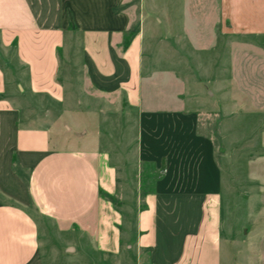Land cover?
Returning <instances> with one entry per match:
<instances>
[{"label":"crops","instance_id":"1","mask_svg":"<svg viewBox=\"0 0 264 264\" xmlns=\"http://www.w3.org/2000/svg\"><path fill=\"white\" fill-rule=\"evenodd\" d=\"M129 1L0 0V264H47L42 241L49 251L59 235L70 239L60 246L84 254L87 264H260L259 257L238 261L241 251L224 238L215 179L207 178L184 210L158 194H148L143 207L140 181L135 187L119 181L112 155L91 146L93 139L60 148L48 125L24 120L16 89L21 98L48 96L79 108L56 80L61 59L67 56L69 68L76 50L99 93L122 88L130 108L141 105L146 15L141 0L138 13ZM204 12L200 19L213 41L264 46V0H208ZM186 16L185 25L194 22ZM171 19L155 15L153 23L168 29ZM162 205H170L168 213Z\"/></svg>","mask_w":264,"mask_h":264},{"label":"rangeland","instance_id":"2","mask_svg":"<svg viewBox=\"0 0 264 264\" xmlns=\"http://www.w3.org/2000/svg\"><path fill=\"white\" fill-rule=\"evenodd\" d=\"M154 1L141 0L146 18L139 107L128 106L122 88L99 93L85 78L77 50L69 68L63 56L56 80L64 81L65 97L78 109L48 96L21 98L17 89L13 97L29 119L25 122L48 125L56 146L75 148L91 138V146L108 150L119 181L127 179L134 187L140 181L143 207L148 194H158L165 202L175 199L177 210H184L185 200L198 199L201 184L215 179L224 238L241 251L238 261L259 257L264 264L263 43L213 41L200 19L208 0ZM139 3L126 5L133 4L138 13ZM184 14L194 22L185 25ZM155 15H172L169 28H156ZM137 31L135 23L128 37ZM81 130L85 134L76 136ZM161 208L168 213L170 205ZM68 237L56 236L49 251L42 241L47 264H87L84 254L72 255L60 246Z\"/></svg>","mask_w":264,"mask_h":264},{"label":"trees","instance_id":"3","mask_svg":"<svg viewBox=\"0 0 264 264\" xmlns=\"http://www.w3.org/2000/svg\"><path fill=\"white\" fill-rule=\"evenodd\" d=\"M125 41H126V42H125V45H127V44H128V41H129V38H126ZM15 169H16L17 171H19V170H18V167H16Z\"/></svg>","mask_w":264,"mask_h":264}]
</instances>
